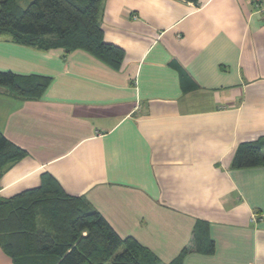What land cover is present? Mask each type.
I'll use <instances>...</instances> for the list:
<instances>
[{
	"label": "crops",
	"instance_id": "crops-1",
	"mask_svg": "<svg viewBox=\"0 0 264 264\" xmlns=\"http://www.w3.org/2000/svg\"><path fill=\"white\" fill-rule=\"evenodd\" d=\"M98 22L117 67L0 36V72L47 81L34 98L0 87V133L24 152L0 167V201L50 177L158 264L183 249L180 264H264V163L233 168L242 143L264 156V11L101 0ZM198 223L212 254L196 250ZM0 264H13L1 246Z\"/></svg>",
	"mask_w": 264,
	"mask_h": 264
},
{
	"label": "trees",
	"instance_id": "trees-1",
	"mask_svg": "<svg viewBox=\"0 0 264 264\" xmlns=\"http://www.w3.org/2000/svg\"><path fill=\"white\" fill-rule=\"evenodd\" d=\"M101 0H33L25 9L17 0L0 3V36L38 48L59 47L84 51L114 67L123 52L103 41L98 22ZM47 81L0 72V87L21 98L40 95ZM263 143L240 144L233 168H254L264 163ZM24 152L0 133V167ZM198 223L194 242L198 252L212 254L214 245ZM0 246L13 264H158L135 239H121L97 213H85L79 199L64 195L56 182L44 177L38 188L0 201ZM183 249L171 264H180Z\"/></svg>",
	"mask_w": 264,
	"mask_h": 264
},
{
	"label": "rangeland",
	"instance_id": "rangeland-1",
	"mask_svg": "<svg viewBox=\"0 0 264 264\" xmlns=\"http://www.w3.org/2000/svg\"><path fill=\"white\" fill-rule=\"evenodd\" d=\"M3 0H0V3L2 2ZM33 0H18L17 2V5L19 8L21 9H25L29 4L30 2H32ZM106 264H111L110 262L106 263Z\"/></svg>",
	"mask_w": 264,
	"mask_h": 264
},
{
	"label": "built area",
	"instance_id": "built-area-1",
	"mask_svg": "<svg viewBox=\"0 0 264 264\" xmlns=\"http://www.w3.org/2000/svg\"><path fill=\"white\" fill-rule=\"evenodd\" d=\"M254 7L257 11H264V0H254Z\"/></svg>",
	"mask_w": 264,
	"mask_h": 264
}]
</instances>
